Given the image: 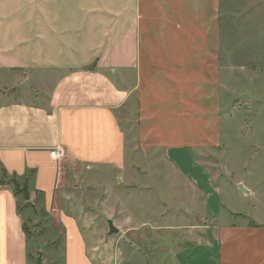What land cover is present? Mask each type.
<instances>
[{"label":"crops","instance_id":"obj_1","mask_svg":"<svg viewBox=\"0 0 264 264\" xmlns=\"http://www.w3.org/2000/svg\"><path fill=\"white\" fill-rule=\"evenodd\" d=\"M225 16L223 0H0V264H42L49 251L65 264H106L113 249L118 264L117 237L146 254L143 231L163 248L151 264H264V220L225 211L210 159L223 154L228 107L264 105L245 88L257 75L248 67H236L244 87L230 86ZM155 151L160 173L136 163ZM148 172L184 187L187 200L175 203L199 213L192 223L141 185ZM114 180L119 193L153 201L124 202ZM84 185L109 194L105 245L89 211L101 199ZM229 185L255 193L247 178Z\"/></svg>","mask_w":264,"mask_h":264},{"label":"rangeland","instance_id":"obj_2","mask_svg":"<svg viewBox=\"0 0 264 264\" xmlns=\"http://www.w3.org/2000/svg\"><path fill=\"white\" fill-rule=\"evenodd\" d=\"M223 9L226 14V19L223 23L224 40L225 47L229 51L225 55L228 56V59L226 58V63L228 64V66L232 67V69L230 68L229 70L228 76L230 80L234 81L233 83H231L233 85L230 84V86L235 87V89L239 87L237 86L238 84L244 87L239 83V81L242 80L238 79L236 75L237 71L243 72L236 67L243 65L246 68L248 67L246 71H251L257 74L252 84L250 83L251 81L248 82L250 84L245 87L246 90L254 92L256 91L257 94L264 97V0H223ZM228 108V120L225 121L223 126V154L219 152L217 155H214L210 158L214 168L217 169L219 174H222H217L218 180L219 178L225 179L221 180V182L223 181L221 185H217L218 187H221L223 201L222 204L226 212L233 211L239 214L246 213L249 215V217H251L252 220H255L256 217L264 220V105L260 104L253 106L249 103L246 105H241L239 107L238 103L234 101ZM133 140L135 142V138ZM132 145L135 147L136 144L132 143ZM133 148L130 147V149L132 150ZM145 154H147V156L149 157L137 161L135 159L131 160V157H135L136 155H129V165L132 162L136 161V163L138 162L141 167L148 166L149 169H159L160 171L158 170V172H162V168H165L166 166L162 159V154L156 151ZM196 162L199 163V161ZM183 163L185 166L187 165V162ZM191 163H188V169L191 170L192 175H195V178L198 180V182L199 179L200 181H203L199 176V172L201 171L197 170L195 174V169L192 170V168L190 167ZM224 168L228 169L229 176H225L223 174L224 171L222 173L221 170H224ZM245 178H247V181H249V185H251V187L255 189V193L245 195L244 193L239 192L238 190H236V188H233L229 185L237 184L241 179ZM168 179H172V176L167 175L165 172L157 176L151 175V172H148L145 178L141 180V185L150 186L151 184H154L156 186L154 187L155 190H158L160 192V198L165 201V204H173V206L169 207V213L174 212L175 210L177 211V213L178 211H184L182 213L180 212L181 219H190V221L181 223H192L195 220V218L193 217L195 214L193 213L191 215V212L186 213V211L183 210L186 209V207L179 206L180 201L175 203V201L179 198H184V187L182 186V188L181 185L173 183V180L168 181ZM112 183L113 189L116 192L119 193V191L123 189H120L119 187L118 189H115L117 184L115 180ZM218 183L220 182L218 181ZM172 184H175V186ZM109 186H107L106 189H108ZM215 187V185H212L210 189L215 190ZM81 189L83 190L81 191V194H83L84 192L85 194L93 195L95 198L99 197V199H101L100 207L96 206L94 211H92V209L90 208L89 211L91 212V214L94 213L99 215L94 225L98 227L101 235L103 236L102 243L103 245H105L109 242V235L112 234L110 229L111 223L108 219L109 206L108 203L104 201V198L107 199L109 194H104L103 191H101V195L98 196L96 194V189L93 190L92 188L91 190H87L85 185ZM127 192L128 195L129 193H131V191ZM120 194L122 200L125 198L124 202H126L132 195V199L134 201H139L140 198H148L149 202H151L154 199V193L151 192H149L146 197L137 195L138 193H133L131 196H125L124 192H121L118 195ZM110 195L115 197L116 193H110ZM172 197L175 199L174 201L172 200L167 202L165 200H171ZM215 197L216 195H214V198ZM187 198L188 196H185L184 199L187 200ZM219 209L220 206L218 207V210ZM189 210L193 211V208L190 209L188 207L187 211ZM187 215L192 217H182ZM241 220L248 221L250 220V218H244ZM241 220L237 219V221ZM30 232L36 233L37 231H35L34 227L31 226ZM155 236L156 235L153 233L147 234V232L143 231L140 234V237H137L136 246L146 254L140 253L136 249H134L136 254H130L128 252V249H123L126 239L125 233L122 232L120 237H117V239L120 241L119 244H122L120 248L123 253L120 256L121 259H119L120 263L118 264H151L153 255L152 253H157L163 249H159L158 247L156 249L155 246L151 245L152 240L156 239V243L158 240H160L158 239V235L157 237ZM40 241L41 239H37L39 247ZM30 247L32 250H34L35 243L31 242ZM115 252L116 251L114 249L111 250V253H109V250L105 251V253L102 255V258L103 260H105L106 264L112 262L111 259H114V257L116 256ZM36 257L38 258V255ZM41 257L42 264H65V261L62 259V253L56 252L55 254H52V252L49 251L47 252V254H44L42 252ZM36 263H38V260H36Z\"/></svg>","mask_w":264,"mask_h":264},{"label":"built area","instance_id":"obj_3","mask_svg":"<svg viewBox=\"0 0 264 264\" xmlns=\"http://www.w3.org/2000/svg\"><path fill=\"white\" fill-rule=\"evenodd\" d=\"M64 155L63 151L58 148L57 150L54 151V158L55 159H60Z\"/></svg>","mask_w":264,"mask_h":264},{"label":"water","instance_id":"obj_4","mask_svg":"<svg viewBox=\"0 0 264 264\" xmlns=\"http://www.w3.org/2000/svg\"><path fill=\"white\" fill-rule=\"evenodd\" d=\"M240 190H242L244 193H247V194L249 193L248 190H246V189L244 188V186H242V185L240 186ZM21 191H22V192H25V194H26L27 197L29 196L28 188H27V187H25V188L22 189ZM28 198H29V197H28Z\"/></svg>","mask_w":264,"mask_h":264}]
</instances>
